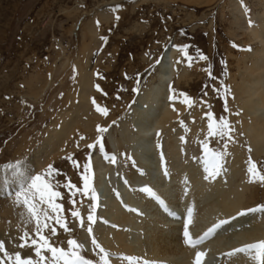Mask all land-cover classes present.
Masks as SVG:
<instances>
[{"label":"rangeland","instance_id":"rangeland-1","mask_svg":"<svg viewBox=\"0 0 264 264\" xmlns=\"http://www.w3.org/2000/svg\"><path fill=\"white\" fill-rule=\"evenodd\" d=\"M229 1L0 0V164L30 157L45 144L53 130L62 126L64 120L72 121L62 142L59 139L52 146L54 149L51 147L43 154L47 163L35 172V175L43 173L49 164L58 170L54 181L59 183L58 190L63 194V199L58 202L63 204L71 233L57 226L58 235L52 238L57 246L67 248V241L76 239L84 245L83 254L97 264L99 262L100 254L94 249L86 231L88 205L92 201L82 193L72 197L69 189L64 187L69 180L82 187V165L91 153L93 186L96 189L94 157L99 148L87 147L94 141L91 131H86L84 126L87 115L83 108L78 110L83 89L80 79L85 68L90 71L94 83L91 97L109 110L107 116L99 112L104 118L99 124L108 128L103 133L105 151L101 153L104 159L105 154L115 155V176L121 174L128 181L123 165L134 161L131 146L121 141L119 129L122 121L129 118L133 105L138 103L139 93L149 85L150 76H155L156 65L168 48L175 51V59L178 57L188 65V57H192L185 82L181 85L177 80L174 82L175 91L186 93L193 101L192 107L182 103L183 111L173 126L180 140L184 138L180 145L181 150L188 153H183L184 159L204 156L201 142L205 139L210 149L225 150L224 139L207 136L208 118L205 113L211 110L217 119L226 116L234 128L223 168L228 167L236 146L245 149L246 162L251 157L264 168V155L255 157L242 129L244 108L243 100L238 96V84L245 73L239 64L254 44L243 42L231 33L234 28L230 24ZM117 5L120 7L113 11ZM250 6L253 21H256L257 10L253 4ZM102 37H107V40H102ZM182 45L188 46L187 56L177 47ZM199 54L206 55L208 59H199ZM209 65L215 79H210L205 71ZM97 72L100 76L96 75ZM138 75L139 92L136 93L133 89L137 87ZM95 85H99L102 91H98ZM225 85L230 89L226 96L227 111ZM214 88L220 91H214ZM78 113L82 115L78 116ZM180 121L186 127H182ZM117 141H121L120 144ZM158 145L159 155L161 152L164 154L166 167L178 163L172 160L166 149L165 136L161 137ZM69 156L81 167H74L67 159ZM109 183L114 185L112 181ZM113 190L117 191V188H111ZM263 191L264 185H261V201L257 204H264ZM70 199L76 200L75 207L81 211L85 220L83 228L71 216L70 209H74ZM14 204L17 205L16 202ZM14 210L17 214L24 212L21 205ZM3 216L7 217L6 214ZM99 216L96 209L93 234L100 243L97 237ZM11 222L8 221L5 228V223H0V240L5 242L8 252L20 251L22 256L35 257L32 248L18 247L24 230L32 233V225H25L23 219L20 224L11 225Z\"/></svg>","mask_w":264,"mask_h":264},{"label":"bare ground","instance_id":"bare-ground-1","mask_svg":"<svg viewBox=\"0 0 264 264\" xmlns=\"http://www.w3.org/2000/svg\"><path fill=\"white\" fill-rule=\"evenodd\" d=\"M250 3L257 10L256 21L251 15ZM250 3L247 0H230L229 11L232 14L230 24L234 28L231 33L243 42L254 44L239 64L245 73L238 84V96L243 100L244 108L242 129L255 157L259 158L264 155V0H252ZM249 20L252 21L251 26ZM155 70V76H150L149 85L139 93L138 103L135 102L132 113L122 121L119 129L121 141L129 144L133 151L132 164L123 165L129 180L121 174L115 176V163L104 159L99 150L95 153L96 192L99 195L97 210L100 213L97 237L100 244L117 254L110 257L111 264H128L119 258L120 253L137 257L135 264H143L144 261L193 264L197 250L206 252L203 264H254L243 253L233 257L223 254L234 247L264 239V213L229 220L196 249L184 244L183 225L188 208L193 210V223L189 230L196 237L217 221L260 203L262 184L248 182L245 149L239 146L235 147L228 167L208 180L204 179L207 174L204 156L184 159L183 153H188L181 150L182 142L173 130L183 111V97L172 90H175V80L178 85L185 82L189 76V65L178 57L175 59V51L168 48ZM80 80L83 89L78 110L83 108L87 115L84 126L86 131H91V139L95 141L97 125H101L99 121L104 118L92 104L94 83L88 69L83 70ZM173 95L177 98L170 100ZM71 124V120H64L62 126L53 130L45 144L30 157L0 164V223H5L3 228L8 221H12L11 225L22 222L21 213L14 210L20 206L14 204L15 193L47 163L43 154L59 139L62 142ZM162 136L166 137V149L172 160L178 161L167 166V175L158 151V141ZM121 141L117 142L120 144ZM111 181L113 186L109 183ZM145 186H150L159 199L141 191ZM113 187L117 191H111ZM262 193L264 198V191Z\"/></svg>","mask_w":264,"mask_h":264},{"label":"snow or ice","instance_id":"snow-or-ice-1","mask_svg":"<svg viewBox=\"0 0 264 264\" xmlns=\"http://www.w3.org/2000/svg\"><path fill=\"white\" fill-rule=\"evenodd\" d=\"M119 7L120 5H117L113 11H116ZM116 19H119V17L117 16ZM97 25H99V21H97ZM249 25H252L251 20H249ZM101 39L106 41L107 37H102ZM177 47L187 56V45ZM199 59L207 60L208 57L206 55L199 54ZM188 60L189 66H191L192 57H188ZM73 70L75 71V67ZM205 71H207L210 79H215L211 72V65H209ZM96 75L100 76V73L97 72ZM95 87L98 91H102L99 85H95ZM223 87L225 94V111H227L226 96L230 92V89L226 85ZM213 90L217 92L220 91V89L217 88H214ZM133 91L136 93L139 92V75L137 76V87H135ZM172 91L175 92V90ZM205 95H207V93H205ZM180 96L183 97L182 103H184L187 107H192L193 101L186 93H181ZM176 98L177 97L175 95L169 97L170 100H175ZM92 104L102 115H108L109 110L106 107H102L97 104L95 98H92ZM173 110H175L174 106ZM238 114L239 113H237V115ZM205 115L208 118L207 136L224 139L223 148L225 149L224 151L210 149L207 139L201 142L204 149V171L207 173L204 176V179L208 180L209 178H215L223 171V161L224 157L227 155L226 149L228 143L233 139L232 134L234 133V128L226 116H220L217 119L211 110L205 113ZM113 123H115V121H113ZM180 123L182 127H186L183 121H180ZM96 130L98 135L96 136L95 141L88 144L87 147L92 149L98 146L99 151L104 153L105 145L103 142V133L107 132L108 128L97 125ZM159 135L160 133L158 132L157 136ZM80 139L83 140L84 137L81 136ZM183 139L184 138L181 137V140ZM249 151L251 150L249 149ZM105 158L109 159L112 163H115L116 161L115 155L108 156L105 154ZM160 158L162 165H164V174L167 175L168 172L163 152H161ZM67 159L72 162L74 167H81L80 163L72 159L71 156L67 157ZM10 167H18V165ZM82 168L83 171L80 174L82 187H77V185L73 184L70 180L64 185V187L69 189L72 197H75L77 193H82L84 196L90 197L92 202L88 205V223L86 225V231L91 237V244L94 249L98 250L100 254L98 264H111L110 257L117 254L111 253L102 247L93 234V225L97 219L96 209L99 206V195L93 186L91 153L88 154V158L82 165ZM57 173L58 170L55 169L52 164H49L43 173L30 177L25 184L21 185L20 190L15 193L16 203L24 208V212L21 213V216L25 225H32V233H29V231L25 229L19 238L21 243L18 247L21 249L25 247L32 248L35 253V257L31 255L26 257L22 256L20 251L9 253L6 249L5 242L0 240V254H2L0 255V264H97V262L87 258L83 254L84 245L76 239H69L67 241V248L57 246L52 239L58 235L57 226L65 232L71 233V229L69 228L64 215L63 204L58 202V200L63 199V194L58 190L60 187L59 183L54 181V174ZM247 175L249 183H260L264 185V168L258 166L257 162L252 160L251 157H249L247 161ZM141 191L147 193L149 196L159 199L157 193L150 186L143 187ZM69 203L73 205L74 209H70L71 216L79 221L80 227H85V220L81 215V211L79 208L75 207L76 200L70 199ZM132 210L138 211L137 209ZM254 213H264V204H257L254 207L241 209L236 212L235 216L219 220L212 224V226L209 227L202 235L193 237L189 230L190 225L193 223V210L192 208H188L187 218L185 219L183 225L184 244L188 247L196 249L198 245L202 244L206 239L214 235L217 230L228 224L229 220H234L236 217L247 216ZM45 253H48L49 255H45ZM241 253L246 254L252 261H254V264H264V239L256 240L251 243H245L239 247H234L223 255L233 257ZM118 255L120 259L127 261L128 264H135V262L138 261L137 257L125 255L123 253ZM205 257L206 252L197 250L193 258V264H203ZM143 264H155V262L144 261Z\"/></svg>","mask_w":264,"mask_h":264}]
</instances>
